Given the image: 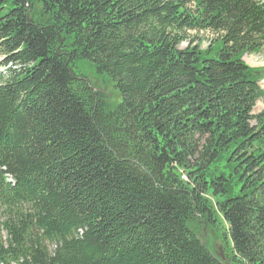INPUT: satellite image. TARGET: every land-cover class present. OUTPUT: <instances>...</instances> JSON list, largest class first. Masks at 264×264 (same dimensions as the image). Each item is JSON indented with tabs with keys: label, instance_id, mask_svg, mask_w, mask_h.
Returning a JSON list of instances; mask_svg holds the SVG:
<instances>
[{
	"label": "trees",
	"instance_id": "1",
	"mask_svg": "<svg viewBox=\"0 0 264 264\" xmlns=\"http://www.w3.org/2000/svg\"><path fill=\"white\" fill-rule=\"evenodd\" d=\"M263 47L264 0H0V264H264Z\"/></svg>",
	"mask_w": 264,
	"mask_h": 264
},
{
	"label": "rangeland",
	"instance_id": "2",
	"mask_svg": "<svg viewBox=\"0 0 264 264\" xmlns=\"http://www.w3.org/2000/svg\"><path fill=\"white\" fill-rule=\"evenodd\" d=\"M186 39L179 45L180 48H185L187 46H193L199 44L201 49H205L211 42L217 38V34L210 31H185ZM3 59L0 54V62ZM244 62L251 67H262L264 68V47L256 53H248L243 57ZM95 83H99L97 79H94ZM259 85L264 88V79L259 82ZM112 91L110 87L107 88ZM264 109V103L258 100L253 108L252 113L257 114ZM254 123V121H251ZM1 215V214H0ZM218 242V241H216ZM217 247V243H216Z\"/></svg>",
	"mask_w": 264,
	"mask_h": 264
},
{
	"label": "water",
	"instance_id": "3",
	"mask_svg": "<svg viewBox=\"0 0 264 264\" xmlns=\"http://www.w3.org/2000/svg\"><path fill=\"white\" fill-rule=\"evenodd\" d=\"M22 1H24V0H22ZM211 255H212L213 257H215L219 262H222V261L225 260V257H224V255H223V252H222L221 250H220L219 252H217L216 254L211 253Z\"/></svg>",
	"mask_w": 264,
	"mask_h": 264
}]
</instances>
